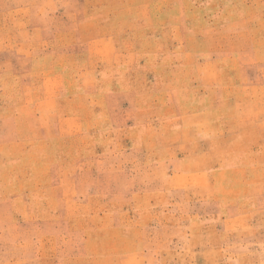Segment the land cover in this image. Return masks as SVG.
I'll list each match as a JSON object with an SVG mask.
<instances>
[{
    "label": "rangeland",
    "instance_id": "rangeland-1",
    "mask_svg": "<svg viewBox=\"0 0 264 264\" xmlns=\"http://www.w3.org/2000/svg\"><path fill=\"white\" fill-rule=\"evenodd\" d=\"M0 264H264V0H0Z\"/></svg>",
    "mask_w": 264,
    "mask_h": 264
}]
</instances>
